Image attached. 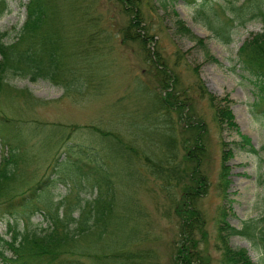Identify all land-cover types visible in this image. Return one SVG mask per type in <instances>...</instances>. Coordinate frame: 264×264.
<instances>
[{
    "label": "rangeland",
    "instance_id": "obj_1",
    "mask_svg": "<svg viewBox=\"0 0 264 264\" xmlns=\"http://www.w3.org/2000/svg\"><path fill=\"white\" fill-rule=\"evenodd\" d=\"M0 2V32L11 42L26 19L28 0ZM56 2L67 4L59 13L62 20L42 30L59 36L69 51L83 50L91 38L88 70L83 54L67 66L87 88L65 92L42 78L5 74L0 113L11 121L24 152L18 180L41 184L42 199L62 200L60 212L77 197L88 211L97 189L86 172L95 171L97 161L105 168L97 172L108 177L114 216L102 235L74 243L76 257L87 264H129L128 252L133 264H175L181 240L177 207L187 198L203 219L204 233L193 235L195 264H222L224 243L264 264L261 241L226 229L250 234L264 225V115L253 108L256 90L239 63L240 48L262 31L260 17L241 22L249 16L240 7L243 0H132L133 7L119 0ZM132 9L139 10L142 41L127 36ZM153 64L169 67L177 96L191 99L181 114L179 107L165 112L155 105L165 90ZM211 98L228 117L219 121ZM165 132L176 140L170 163ZM196 132L206 151L181 162L183 147ZM77 211L73 207L74 217ZM31 222L37 230L48 225L40 213ZM6 232V220L0 219V235L9 239Z\"/></svg>",
    "mask_w": 264,
    "mask_h": 264
},
{
    "label": "trees",
    "instance_id": "obj_2",
    "mask_svg": "<svg viewBox=\"0 0 264 264\" xmlns=\"http://www.w3.org/2000/svg\"><path fill=\"white\" fill-rule=\"evenodd\" d=\"M119 1L124 2L123 4L127 7L129 5L133 7L132 0ZM158 1L163 4L167 2V0ZM1 2L3 3V1ZM66 6L67 4L59 5L56 0H28L26 19L13 41H4L6 33L0 32V81L5 74H12L28 76L32 80L38 78L48 80L54 85L63 87L65 92L81 90L82 87L87 88L85 80H80L81 76H76L74 70L67 68V66L79 54H83L82 60L81 58L80 60L83 63L84 70H88L85 65H89L92 60L89 57L91 38H88V46H85L83 50L75 51L71 49L69 51L60 46L62 44L59 36L51 30H42L45 25H51L55 22L60 23L62 20L59 15L60 10L66 9ZM240 7L244 10V15H249L247 19L242 16L244 19L241 22L260 17L263 23L262 31L256 33L250 41L245 42L240 48L239 63L241 68L248 74V80L256 90L253 108L259 109V113L264 115V0H243ZM231 9L233 10V8ZM132 10L134 17L130 20L129 34L125 33V35L129 36L131 40L142 41L143 38L138 28L144 29V27L141 24L139 10ZM228 21L233 22L234 18L231 17ZM158 65L164 64L159 63ZM153 67L162 74L160 83L165 90L164 94L156 96L155 105L157 108L169 112L172 106H176L179 107L175 109L178 112L180 109H185L186 106L189 107L192 102L191 99H186L185 102L177 96L174 85L175 76L170 72V68L166 66L167 68L160 70L156 64H153ZM210 106L216 107L213 99L210 101ZM215 107L219 121L224 115L228 117L227 112L224 114L223 111H217ZM178 113L181 114L180 111ZM251 113L256 117L254 110H251ZM196 128L199 132L202 126ZM102 135L109 136L105 132ZM163 135V143L166 149L165 157L167 162L170 163V160L175 157L173 149L176 140L172 132H165ZM17 141L18 135L13 131L11 121L0 113V145L3 148L0 156V219L6 220V233L9 234V239L0 235V260L2 264H87L74 254V247L76 246L74 243L102 235L104 232L103 226L114 216L112 211L114 203L113 190H111L108 177L104 172L99 171L100 174L97 172L98 169L105 170V168L97 161L94 165L95 171L90 173L85 171L87 175L93 177L97 193L93 205L88 206V211L85 208V200L82 201L83 199L76 198L77 201L73 207L78 211L77 216L74 217L71 205L66 206L63 212H60L59 209L64 205L62 200L54 202L51 198L44 197L43 199L46 200L44 202L40 197H43L42 193L38 192L43 187L41 184H38L37 188V186H26L21 181L22 178L18 180V176L24 171V167L22 169L20 167L24 152ZM183 148L184 154L181 157V162L186 161L189 157L190 160H195L196 157L201 158L206 151L202 144V138L197 132L192 137V144L185 145ZM76 150L80 151V149ZM251 150L254 151L252 148ZM82 153L84 155V152ZM78 162V157L72 160L75 167L79 166ZM191 176L192 174L188 179ZM43 183L46 184L47 180ZM190 204L191 200L185 198V200L179 202L177 207L181 219V240L180 245H177L174 258L175 264H195L199 259L196 256L198 250L193 235L196 232L204 233L202 228L203 219L194 210V207L191 208ZM35 213H40L44 220L48 222L46 227L39 228V230L30 228L32 225L31 219ZM20 223L22 224L21 227ZM98 227L103 228L99 233L96 232ZM226 229L229 235H252L251 239L256 238L261 241L264 248V225L261 229L250 234L245 231V228L238 230L226 227ZM254 243L259 244L256 241ZM6 250H9L10 254H7ZM79 252L76 251L75 253ZM137 254L139 255V253ZM132 255L133 253H125L126 262L129 264H133L131 263L133 261ZM222 257V264L224 262L225 264H257L250 260L244 250L233 249L226 243L222 247ZM192 258H194L193 263Z\"/></svg>",
    "mask_w": 264,
    "mask_h": 264
}]
</instances>
